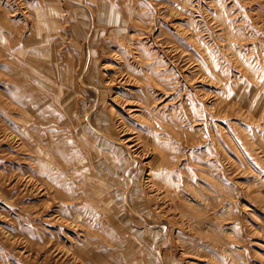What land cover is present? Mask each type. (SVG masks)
<instances>
[{
  "label": "rangeland",
  "instance_id": "374dc122",
  "mask_svg": "<svg viewBox=\"0 0 264 264\" xmlns=\"http://www.w3.org/2000/svg\"><path fill=\"white\" fill-rule=\"evenodd\" d=\"M0 264H264V0H0Z\"/></svg>",
  "mask_w": 264,
  "mask_h": 264
}]
</instances>
